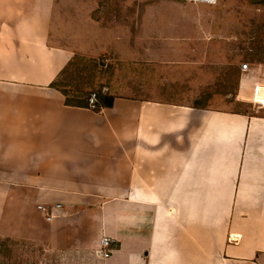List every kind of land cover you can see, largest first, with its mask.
<instances>
[{
  "label": "crops",
  "instance_id": "0c3cea01",
  "mask_svg": "<svg viewBox=\"0 0 264 264\" xmlns=\"http://www.w3.org/2000/svg\"><path fill=\"white\" fill-rule=\"evenodd\" d=\"M201 10L0 0V241L57 264H264V117L221 105H249L235 99L249 61L235 35L209 45L222 37ZM75 55L113 69L98 112L49 88ZM174 66L198 68L196 87L167 81Z\"/></svg>",
  "mask_w": 264,
  "mask_h": 264
},
{
  "label": "rangeland",
  "instance_id": "374dc122",
  "mask_svg": "<svg viewBox=\"0 0 264 264\" xmlns=\"http://www.w3.org/2000/svg\"><path fill=\"white\" fill-rule=\"evenodd\" d=\"M224 3L228 5V8H225ZM197 5L202 9V12H208L212 15L214 22L213 27H211L212 33L215 36L220 34L222 37L220 41H216L218 39L216 37L215 40L209 42V45L214 44L216 46H224L227 41L226 37L235 35L237 38L236 44H233L234 42L229 43V46H232L230 44H233L235 49L241 50L240 55H244L246 57L243 60L249 61L246 63L264 61V5H254V7L247 1L244 3V0H218L216 6H209L208 4L203 3H197ZM245 5L249 9L245 8ZM229 6L237 9L230 10ZM209 19L210 17L205 21H208ZM90 48L92 49L89 51V53L93 55L89 56H96L97 46L92 44ZM97 63L98 66L100 65L101 67H98L92 78V81H94V87L92 90L93 94H96L97 92L99 93L101 90L102 86H98L99 79L102 81L104 79L108 81L114 77L113 69L109 64L105 67L104 62L98 61ZM122 69L123 73L126 74L124 76L121 75V78L123 79H125L124 77H127V75V78H129V74L135 73L136 71L131 69L127 64H125ZM198 70L199 69L196 67H169V70L166 72L169 74V76H167L166 80L175 83L178 81V83L175 84V87L177 89H181V85L183 84L181 78L183 77V74L185 75L189 73L190 77L187 81L188 85L195 88L197 81L194 74ZM191 72L193 74H191ZM142 78L143 77L138 76L137 80H141ZM154 85H159V82L156 79ZM112 89L118 88L113 87ZM117 92L118 94L127 96H137V94L141 95V93H135L131 90ZM153 95L154 97H165V93H154ZM222 104L228 106V108H235L237 111H242L244 109L250 111L251 108L250 105H242L236 102V106L234 107V104H232L230 101H224L221 103V105ZM58 262L59 257L46 253L40 246L18 243L14 241H0V264H57Z\"/></svg>",
  "mask_w": 264,
  "mask_h": 264
},
{
  "label": "trees",
  "instance_id": "16d2710c",
  "mask_svg": "<svg viewBox=\"0 0 264 264\" xmlns=\"http://www.w3.org/2000/svg\"><path fill=\"white\" fill-rule=\"evenodd\" d=\"M249 1L254 5H264V0ZM97 62L95 59L75 55L50 83L49 88L57 90L63 95L66 106L89 109V98L93 94L94 87L92 78L98 69ZM95 96L96 102L93 110L98 112L103 106L104 95L97 92Z\"/></svg>",
  "mask_w": 264,
  "mask_h": 264
},
{
  "label": "built area",
  "instance_id": "2783aa9c",
  "mask_svg": "<svg viewBox=\"0 0 264 264\" xmlns=\"http://www.w3.org/2000/svg\"><path fill=\"white\" fill-rule=\"evenodd\" d=\"M190 3H205L215 5L217 0H177ZM247 94L248 96H245ZM236 101H244L250 105L249 115L264 117V63H242L240 65V79ZM96 102L95 94L89 98V105L94 109ZM39 209H42L39 207ZM112 240L102 237L96 251L97 256L107 259L112 254Z\"/></svg>",
  "mask_w": 264,
  "mask_h": 264
}]
</instances>
